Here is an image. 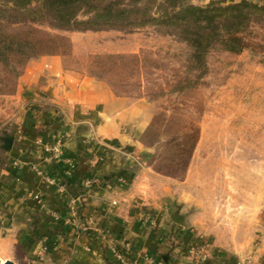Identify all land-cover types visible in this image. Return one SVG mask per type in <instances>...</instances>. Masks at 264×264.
<instances>
[{"label": "rangeland", "instance_id": "1", "mask_svg": "<svg viewBox=\"0 0 264 264\" xmlns=\"http://www.w3.org/2000/svg\"><path fill=\"white\" fill-rule=\"evenodd\" d=\"M0 36L15 50L19 43L49 45L36 49V57L24 47L27 56L14 55L9 64L0 59V178L8 153L2 139L23 138L24 120L37 105L26 98L22 75L29 61L60 56L66 69L146 104L151 117L142 136L150 153L147 163L174 188L188 187V212L200 230L189 249L218 239L240 249V260L256 256L264 237V27L254 28L241 54L211 51L205 74L190 70L185 43L154 27L80 32L15 25L4 26ZM16 258L27 264L19 250Z\"/></svg>", "mask_w": 264, "mask_h": 264}, {"label": "crops", "instance_id": "2", "mask_svg": "<svg viewBox=\"0 0 264 264\" xmlns=\"http://www.w3.org/2000/svg\"><path fill=\"white\" fill-rule=\"evenodd\" d=\"M21 80L37 105L0 178V260L20 264L19 250L27 264H190L188 249L200 230L188 212V187L174 188L147 163L146 104L66 69L56 55L29 61ZM40 140L61 154L46 153ZM87 180L96 182L90 191ZM87 223L93 233L82 229ZM239 252L215 239L205 264H239Z\"/></svg>", "mask_w": 264, "mask_h": 264}, {"label": "trees", "instance_id": "3", "mask_svg": "<svg viewBox=\"0 0 264 264\" xmlns=\"http://www.w3.org/2000/svg\"><path fill=\"white\" fill-rule=\"evenodd\" d=\"M43 24L80 32L158 28L185 43L190 49V70L205 74L211 51L238 55L249 48L247 39L254 35V28L264 27V3L242 0L225 6L215 2L196 6L190 0H0V34L4 26ZM5 43L0 40L4 64L14 55L27 56L24 47L34 57L40 55L36 49L49 47L42 41L28 42L17 44L15 50Z\"/></svg>", "mask_w": 264, "mask_h": 264}, {"label": "built area", "instance_id": "4", "mask_svg": "<svg viewBox=\"0 0 264 264\" xmlns=\"http://www.w3.org/2000/svg\"><path fill=\"white\" fill-rule=\"evenodd\" d=\"M41 146H43V149L46 153H51L54 155L59 156L61 154V150L59 146H49V145H45L43 144V142L40 140L38 142ZM14 165L16 167H23L26 166L27 163L23 162V161H15ZM33 170H35L36 172H38L39 174H43V171H41L38 167L33 166ZM47 181L50 184H53L54 182L47 178ZM96 182L94 180H87L84 184V187L86 190H92L95 186ZM68 209L69 212L71 214L70 220L74 221L77 220L79 217V213H78V202L75 200H72L69 205H68ZM82 229L86 232V233H90V232H94L95 228L94 225L92 223H87L84 225H81ZM188 254L190 256V264H205L206 262L209 261L210 258V244L207 243V241L203 240L200 241V244L193 246L192 248L188 249ZM118 257L120 259L123 258L122 254L118 253ZM239 264H258L256 256L253 254H250L248 256H245L244 258H242V260L239 261Z\"/></svg>", "mask_w": 264, "mask_h": 264}, {"label": "water", "instance_id": "5", "mask_svg": "<svg viewBox=\"0 0 264 264\" xmlns=\"http://www.w3.org/2000/svg\"><path fill=\"white\" fill-rule=\"evenodd\" d=\"M2 141L4 142V146H3L4 150L10 152L14 146L15 136L14 135L7 136L3 138ZM4 264H15V263L10 260H7L5 261Z\"/></svg>", "mask_w": 264, "mask_h": 264}]
</instances>
